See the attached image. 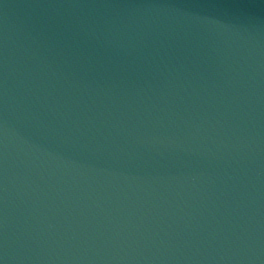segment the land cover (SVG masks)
I'll return each instance as SVG.
<instances>
[{"label": "water", "instance_id": "water-1", "mask_svg": "<svg viewBox=\"0 0 264 264\" xmlns=\"http://www.w3.org/2000/svg\"><path fill=\"white\" fill-rule=\"evenodd\" d=\"M0 264H264V0H0Z\"/></svg>", "mask_w": 264, "mask_h": 264}]
</instances>
